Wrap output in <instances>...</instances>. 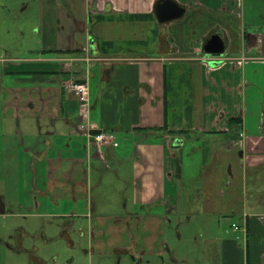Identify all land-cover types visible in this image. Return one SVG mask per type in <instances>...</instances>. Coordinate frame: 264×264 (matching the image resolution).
I'll list each match as a JSON object with an SVG mask.
<instances>
[{"label":"crops","instance_id":"obj_1","mask_svg":"<svg viewBox=\"0 0 264 264\" xmlns=\"http://www.w3.org/2000/svg\"><path fill=\"white\" fill-rule=\"evenodd\" d=\"M165 1L37 0L39 51L0 60L8 127L0 150L18 147L32 170L44 163L47 199L86 218L101 254L160 257L167 216L185 206L194 215L201 205V212L239 219L231 231L242 244L217 240L222 264H264V31L253 24L264 4L169 0L183 12L161 22L156 12ZM215 34L225 47L220 56L203 52ZM77 81L88 87L85 109L71 88ZM232 118L240 123L230 126ZM99 132L113 133L117 146L96 142ZM113 178L131 183L134 207L123 221L104 222L92 211L91 186ZM31 211L20 214L37 215ZM19 234L15 251L33 263V237L24 248Z\"/></svg>","mask_w":264,"mask_h":264},{"label":"rangeland","instance_id":"obj_2","mask_svg":"<svg viewBox=\"0 0 264 264\" xmlns=\"http://www.w3.org/2000/svg\"><path fill=\"white\" fill-rule=\"evenodd\" d=\"M254 1L256 0H244L245 7L248 3L252 6ZM36 2L37 0H0V60L8 57L31 56L39 51ZM259 3L264 4V0H258L257 4ZM260 10L264 15L263 5ZM253 24L257 29L264 31V17L255 18ZM1 106L0 99V142L5 130L8 129L5 122H2ZM10 138H12L11 143L14 138ZM1 143L3 145V142ZM9 149L7 154L4 153V149L0 150V264H32L26 255L15 251L21 238L19 234L21 229L25 233L23 247L27 248L31 242L28 238L32 239L30 236L33 235L35 255L42 264H222L217 240L236 238L242 244V236L235 235L231 231V223L239 220L237 217L212 215L207 210L201 212V205L193 215L190 206L184 208L181 206L182 210L191 214V218L187 219L186 212L167 216L168 219L163 226L166 245L160 257L138 255V258L133 260L128 254H102V258L89 254L87 256L81 251L88 244L86 218L81 215L69 216L66 211H71L70 208L68 210L64 208L68 207L67 205L56 206L47 199L48 196L43 188L44 163L39 162L40 171L37 166L32 170V166L26 162L31 156H21V151L16 146ZM193 155L195 157L191 162L190 175L194 176L191 177L192 185H197L198 162L201 161V155L198 153ZM18 162L20 166H17ZM113 179L101 185L92 183L91 186L92 211L101 215L104 222L115 218L123 221L127 212H131L134 207L131 201V183L116 182ZM181 185L184 187L187 183L184 181ZM250 186L248 183L247 191L250 190ZM18 188L20 195L17 194ZM128 198V207H126ZM94 201H101L104 206L99 208L95 206ZM19 202L24 205L23 210H19ZM36 204L40 206L34 212ZM135 208L137 213H146L139 205ZM28 210H33L31 213L37 215L26 217L20 214L28 213ZM193 210L196 211L194 207L192 212ZM81 229L86 232L84 238H79L73 233V230ZM64 230L68 231L71 243L66 236H63ZM117 238L125 240L126 237L118 234ZM2 241H6L11 247L5 248ZM81 245L85 246L79 248Z\"/></svg>","mask_w":264,"mask_h":264},{"label":"water","instance_id":"obj_3","mask_svg":"<svg viewBox=\"0 0 264 264\" xmlns=\"http://www.w3.org/2000/svg\"><path fill=\"white\" fill-rule=\"evenodd\" d=\"M183 9L172 1H165L157 7V16L159 21L164 22L181 16ZM261 52L264 55V42L261 46ZM224 43L219 35L210 36L203 46V52L213 56H220L224 53Z\"/></svg>","mask_w":264,"mask_h":264},{"label":"built area","instance_id":"obj_4","mask_svg":"<svg viewBox=\"0 0 264 264\" xmlns=\"http://www.w3.org/2000/svg\"><path fill=\"white\" fill-rule=\"evenodd\" d=\"M74 94L77 97L79 107L85 109L88 104V87L85 82H74L71 86ZM81 129H87L86 126L82 125ZM96 142L100 144H109L112 146H117L115 135L111 132H99L94 136ZM233 228L238 230V226L233 224Z\"/></svg>","mask_w":264,"mask_h":264},{"label":"flooded vegetation","instance_id":"obj_5","mask_svg":"<svg viewBox=\"0 0 264 264\" xmlns=\"http://www.w3.org/2000/svg\"><path fill=\"white\" fill-rule=\"evenodd\" d=\"M73 233L74 234H77V236L79 237V238H84L85 237V235H86V232L85 231H83L82 229L81 230H78V231H76V230H73ZM25 236V235H24ZM63 236H66L68 239L67 240H69V242L71 243L72 241L70 240V238H69V234H68V231H66V230H64L63 231ZM22 237V236H21ZM32 237H33V235H32ZM96 238V231H93V229L91 228V229H89L88 228V230H87V246H85V245H81V246H79V248L80 247H82V246H85V248H82L81 249V251H82V253H84L85 255H87L88 256V254H89V256H94V257H96V258H102L101 256H102V254L100 253V252H98V251H96L93 247H92V244H91V242L94 240ZM44 240H46V238L44 237ZM20 241H21V238L18 240V243H20ZM75 245V244H74ZM74 245H72V247H74ZM76 246V245H75ZM77 247V246H76ZM34 253H35V251H34ZM36 254V253H35ZM112 254H114V253H112ZM117 255V254H116ZM128 255H130V257L133 259V256H132V254H130V253H128ZM36 256V255H35ZM56 259H57V257H56ZM56 259H54V260H56ZM133 260H135V259H133ZM40 263V264H42V261H40L38 258H37V256H36V258L35 259H33V263L32 264H38V263Z\"/></svg>","mask_w":264,"mask_h":264},{"label":"trees","instance_id":"obj_6","mask_svg":"<svg viewBox=\"0 0 264 264\" xmlns=\"http://www.w3.org/2000/svg\"><path fill=\"white\" fill-rule=\"evenodd\" d=\"M66 54H73V52H57V53H54L53 55L54 56H63V55H66ZM236 123L237 124L240 123V120L239 119H235V118H232V119L229 120L230 126L233 125V124H236ZM159 129H161V128H159ZM148 130H157V129L156 128H151V129H148Z\"/></svg>","mask_w":264,"mask_h":264}]
</instances>
